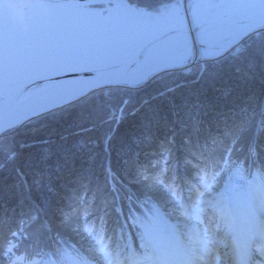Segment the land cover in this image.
<instances>
[{"label": "trees", "instance_id": "trees-1", "mask_svg": "<svg viewBox=\"0 0 264 264\" xmlns=\"http://www.w3.org/2000/svg\"><path fill=\"white\" fill-rule=\"evenodd\" d=\"M126 1L157 11L174 0ZM202 172L215 203L237 182L264 189V29L221 57L92 91L0 136V264H105L106 245L126 254L124 225L145 264H157L162 230L174 250L195 251L174 195Z\"/></svg>", "mask_w": 264, "mask_h": 264}, {"label": "water", "instance_id": "water-1", "mask_svg": "<svg viewBox=\"0 0 264 264\" xmlns=\"http://www.w3.org/2000/svg\"><path fill=\"white\" fill-rule=\"evenodd\" d=\"M263 29L264 0H220L186 24L126 0H0V136L92 91L138 87L195 48L221 57Z\"/></svg>", "mask_w": 264, "mask_h": 264}, {"label": "rangeland", "instance_id": "rangeland-1", "mask_svg": "<svg viewBox=\"0 0 264 264\" xmlns=\"http://www.w3.org/2000/svg\"><path fill=\"white\" fill-rule=\"evenodd\" d=\"M173 2H179V0ZM181 2L185 5L187 0H181ZM92 7L104 8L103 5ZM185 12L188 11L185 10ZM196 53L197 51L194 49L187 62L180 68H186L193 64L196 59L203 60L196 58ZM5 83L7 81L1 77L0 84ZM233 178L234 181L240 180L237 177ZM197 183V185H190L187 192H183L181 186L178 187V190H175L174 197L177 201L181 198L180 204L183 205L179 212V219L182 223L192 226L191 230L199 235L198 241L201 240V242L198 246L200 251L205 253L202 254L200 251L188 253L187 251H190V249L174 250L165 235L166 231L161 229L160 239L154 242L153 250L154 254L160 258V264H237L229 261L232 255L226 251L227 247L232 248L233 245L235 249L241 248V258H244L245 254L248 255L246 264H264V257L257 255L259 242H253L256 236L262 235L264 237V190L262 189V183L258 180H250L247 183L245 182L244 185H240L237 182L238 187L232 185L226 188L225 193H222L223 196L216 199L217 203L212 198L214 192L210 172L200 174ZM229 184L230 181L225 184V187ZM219 193L220 191L216 195H219ZM254 216L259 219H253ZM229 228L230 232L227 231ZM218 234H221L222 243L212 240ZM195 239L197 240V238ZM251 242L253 243L251 244ZM262 246L260 248L264 253V246ZM103 249L102 255L105 264H126V261L122 262L118 253L111 250L109 246L106 245ZM221 254L226 255L224 257L228 261H223L220 258ZM143 260L140 254L129 253L127 256V264L132 262L134 264H145ZM238 264H241L240 261H238Z\"/></svg>", "mask_w": 264, "mask_h": 264}, {"label": "bare ground", "instance_id": "bare-ground-1", "mask_svg": "<svg viewBox=\"0 0 264 264\" xmlns=\"http://www.w3.org/2000/svg\"><path fill=\"white\" fill-rule=\"evenodd\" d=\"M218 1H220V0H198L197 5H193L190 9H186L185 5H183L181 0H179V2H173L169 5L159 7L158 10L154 11V12H159L161 15L171 17L174 20H179V21L183 20L186 24L187 20L191 19L194 15H196L198 13L199 8H207V7L217 3ZM185 10H187L188 12H185ZM188 29L190 30L191 27H188ZM195 49H196V51H198V48H195ZM185 61H186V59H185ZM5 85H7V83L0 84V95L4 92L3 87ZM255 219H256V217H255ZM227 231L230 232V228ZM220 235L221 234L215 235V237H213L212 240L220 241L222 243L223 239H220L221 238ZM226 251L232 255L231 260H229L230 262L233 261V262L237 263L238 261H244V258L241 259V253L236 251L235 247H232V248L227 247ZM224 256H226V255L221 254L220 258L223 261H228V259H226ZM129 264H131V263H129Z\"/></svg>", "mask_w": 264, "mask_h": 264}]
</instances>
